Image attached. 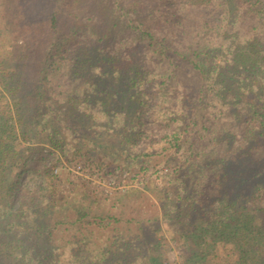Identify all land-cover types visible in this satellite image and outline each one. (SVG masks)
<instances>
[{
	"label": "trees",
	"instance_id": "obj_1",
	"mask_svg": "<svg viewBox=\"0 0 264 264\" xmlns=\"http://www.w3.org/2000/svg\"><path fill=\"white\" fill-rule=\"evenodd\" d=\"M85 150L173 168L58 198ZM160 221L183 264H264V0H0V264H168Z\"/></svg>",
	"mask_w": 264,
	"mask_h": 264
},
{
	"label": "rangeland",
	"instance_id": "obj_2",
	"mask_svg": "<svg viewBox=\"0 0 264 264\" xmlns=\"http://www.w3.org/2000/svg\"><path fill=\"white\" fill-rule=\"evenodd\" d=\"M49 148L46 147L45 151H49L48 157L52 160L54 155ZM85 151L92 155L84 156L81 151L76 153L69 151L65 156L60 155L55 169L59 173V177L55 180L58 198L82 189L87 190L90 194H109L113 197L133 187L145 188L148 185L149 188L156 189L162 186V181L166 178L165 172L173 168L171 152L160 155L155 161V165H151L147 171L134 169L128 172L110 161L99 150ZM41 182V178L33 180L30 175L24 177V184L30 187L41 184ZM146 189L152 195V190L147 187ZM160 223L163 234L160 235V238H162L167 251L166 261H170L168 264H183L186 247L182 240L170 235L164 222L160 221Z\"/></svg>",
	"mask_w": 264,
	"mask_h": 264
}]
</instances>
